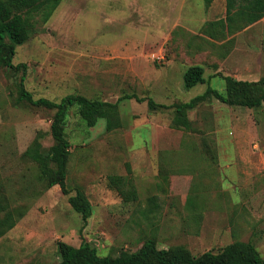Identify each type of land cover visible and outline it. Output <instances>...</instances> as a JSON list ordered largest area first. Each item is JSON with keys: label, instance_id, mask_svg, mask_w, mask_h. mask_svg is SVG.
Instances as JSON below:
<instances>
[{"label": "rangeland", "instance_id": "1", "mask_svg": "<svg viewBox=\"0 0 264 264\" xmlns=\"http://www.w3.org/2000/svg\"><path fill=\"white\" fill-rule=\"evenodd\" d=\"M189 7L62 0L47 23L37 17L31 38L17 48L14 64L27 65L25 86L36 99L79 94L117 103L112 130L105 119L88 127L78 108L66 121L67 187L89 198L94 213L86 223L26 155L38 137L45 149L53 145L55 111L20 101L23 72L0 67V203L21 216L0 238V264H58L59 242L88 241L101 256H117L148 239L197 256L252 242L264 257V106L214 99L189 111L190 129L174 126L173 108L209 85L225 91L223 75L263 79L264 22L245 27L234 19L230 31L207 22L196 35L175 30L164 43ZM193 65L204 66L208 83L186 89L183 75ZM151 99L168 108L151 109ZM117 175L125 195L109 183Z\"/></svg>", "mask_w": 264, "mask_h": 264}, {"label": "trees", "instance_id": "2", "mask_svg": "<svg viewBox=\"0 0 264 264\" xmlns=\"http://www.w3.org/2000/svg\"><path fill=\"white\" fill-rule=\"evenodd\" d=\"M61 2L62 0H0V67L14 72L20 70L23 72L19 84L20 101L55 111L50 131L53 145L45 149L38 137L34 141V146L26 151V155L39 163L40 177L47 182L49 188L59 186L64 195H69L70 205L86 223L94 213L89 198L82 190H77L74 195H70L67 187L71 143L65 137L66 121L70 110L78 108L80 118L88 127H94L100 119H105L108 122L107 129L112 130L113 116L118 114L117 103L92 100L79 94L68 95L58 101L48 98L36 99L25 86L27 65L14 64L17 48L31 38L37 17L42 23H47ZM212 2L213 0H205L207 7ZM226 2V19L207 23L206 27L214 25L230 31L233 28L234 19L243 21L244 26L247 27L264 18V0H226ZM221 78L225 84V91L209 85L204 93L190 101L173 105L175 127L190 129L189 111L202 103H210L214 99L229 106L250 109L264 106V78L259 81L239 80L229 75H223ZM183 82L186 89L208 83L204 66H190L183 75ZM149 105L151 109L168 108L166 105L156 104L152 99L149 100ZM108 179L110 185L115 186L122 195H125V191L117 187L125 184L123 176H110ZM134 197H136L135 191ZM1 201L8 200L5 198ZM20 218L21 216H17L7 204L0 203V238L13 229ZM58 253L61 258L58 264H264V257L256 246L252 242L244 241L231 243L218 253L208 251L199 256L194 255L182 245L161 249L154 239H148L135 252L122 251L117 256H101L97 247L88 241H83L79 247L59 242Z\"/></svg>", "mask_w": 264, "mask_h": 264}, {"label": "crops", "instance_id": "3", "mask_svg": "<svg viewBox=\"0 0 264 264\" xmlns=\"http://www.w3.org/2000/svg\"><path fill=\"white\" fill-rule=\"evenodd\" d=\"M172 2H182L189 4L188 11L181 14L179 20L170 26V30L165 35V42L167 43L172 37L175 30H183L188 34H198V31L207 22L221 21L227 17V2L226 0H213V2L206 8L205 0H171ZM201 6V9L199 8ZM203 6V8H202ZM183 10V9H182ZM264 22V18L256 23Z\"/></svg>", "mask_w": 264, "mask_h": 264}]
</instances>
